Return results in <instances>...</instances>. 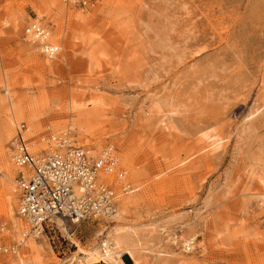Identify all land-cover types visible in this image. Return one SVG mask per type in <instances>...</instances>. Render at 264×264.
<instances>
[{"label":"rangeland","instance_id":"374dc122","mask_svg":"<svg viewBox=\"0 0 264 264\" xmlns=\"http://www.w3.org/2000/svg\"><path fill=\"white\" fill-rule=\"evenodd\" d=\"M35 22L59 47L54 59L26 40ZM71 102L77 119L64 114ZM21 124L33 152L66 130L94 155L110 147L132 190L120 197L121 221L59 227L34 249L0 255V264L22 256L30 264H77L90 255V264H120L97 255L127 224L139 226L140 251L125 264H264V196L253 195H264V0H0L6 246L35 237L17 214L7 152ZM192 238L188 252L180 241Z\"/></svg>","mask_w":264,"mask_h":264},{"label":"built area","instance_id":"2783aa9c","mask_svg":"<svg viewBox=\"0 0 264 264\" xmlns=\"http://www.w3.org/2000/svg\"><path fill=\"white\" fill-rule=\"evenodd\" d=\"M28 34L36 43L45 38L39 27L28 26L24 35ZM42 52L45 56L56 54L48 47ZM49 142L48 152L32 153L17 130L11 147L14 164L21 170L14 180L19 195L17 214L27 222L29 230L46 235L61 226L115 217L118 193L128 194L131 185L125 180V171L117 167L114 151L105 148L101 154L92 156L62 133L49 136ZM18 248L0 244V255H14Z\"/></svg>","mask_w":264,"mask_h":264},{"label":"bare ground","instance_id":"6f19581e","mask_svg":"<svg viewBox=\"0 0 264 264\" xmlns=\"http://www.w3.org/2000/svg\"><path fill=\"white\" fill-rule=\"evenodd\" d=\"M73 2H76L75 0H72ZM86 2H87V0H86ZM85 2V3H86ZM77 3V2H76ZM37 22V21H36ZM31 23L30 25H28L29 27H35V28H38L39 27V30L41 31H43L44 32V35H45V38H44V40L41 42V41H39L40 43H36L35 41H37V40H35V38L34 37H32L31 36V34H28L27 36L25 35V38H26V40L28 41V43L30 44V45H32V47L34 48V50H36L37 52H39L40 54H42V55H44V53L42 52L43 50H44V48L45 47H48V48H51L52 50H55V52H56V54L55 55H52V56H45V57H48L49 59H54L55 58V56L58 54V49H59V47H57L56 45H54L52 42H51V38L49 37L50 35H49V32L47 31V29H46V26L45 27H43V26H40V24H38V23ZM27 26V27H28ZM26 27V28H27ZM49 38V39H48ZM39 67L41 66V65H39V64H37ZM71 106H69V110H68V112H65L64 111V114H67V115H69V113L71 114V113H73L72 114V116H73V119H77L78 118V116H80V112H76L75 114H74V112L76 111L75 110V106H76V104H74V102H71ZM75 105V106H74ZM66 115V117H68L65 121H68V119H69V116H67ZM65 117V118H66ZM162 119V118H161ZM162 121V120H161ZM22 125V124H21ZM25 125V124H24ZM24 129H26V127L24 126ZM24 129H22L21 130V126H20V133H22V131L24 130ZM50 132V131H49ZM60 133H62V134H64V135H68V137H69V133H70V131H68V130H66V131H61ZM59 134V133H58ZM53 135H57V133L56 134H50V136H53ZM72 135V134H71ZM21 136L23 137V135L21 134ZM204 138H207V140H208V137H209V135L208 134H206V135H204L203 136ZM15 138V137H14ZM14 138L10 141V143H9V147L7 148V152H8V155H9V157H10V162H11V164L13 165V168H15L14 169V174H15V178H16V176L19 174V171H21L20 169H18L16 166H15V164H14V161H13V153H12V145H13V141H14ZM70 138V137H69ZM23 139H24V137H23ZM24 141L28 144V146H29V148H30V151L32 152V153H35V154H41V152H48L49 151V145H50V142H49V135H48V138L46 139V141L44 140V144H43V147H42V149H39V151H37V152H33V147H34V144L33 143H28L25 139H24ZM74 142V141H73ZM218 143V142H217ZM76 144V143H75ZM215 146V143L213 142V143H209V142H205L204 143V146H203V148L204 149H208V148H211V147H214ZM82 148V147H81ZM107 148H109V149H111L110 147H107ZM106 148V149H107ZM215 148V147H214ZM83 149H85L86 151H88L92 156H97V155H99V154H101L103 151H104V149L103 150H101V151H99L98 153L99 154H96V155H94V153H92V150L91 149H86V148H83ZM117 150V149H116ZM113 151H115V150H113ZM208 151V150H207ZM211 151V150H210ZM96 152V151H95ZM212 152V151H211ZM118 155V154H117ZM1 157H3V156H1ZM117 167L120 169V170H122V171H125L123 168H121V166H120V163H119V161H118V157H117ZM6 165V164H5ZM5 169H6V171H7V174H8V172L10 173L11 171H10V169L7 167V166H5ZM4 169V170H5ZM4 170H2V168H1V171H4ZM6 171H4L5 173H6ZM125 173H126V175H125V180H126V182L127 183H130V185H131V190H132V184H131V181H130V178H129V176H128V174H127V172L125 171ZM9 175V174H8ZM15 180V179H14ZM1 185V184H0ZM7 187H10L9 185H7ZM0 189H1V187H0ZM8 192L10 191V193H11V190L10 189H8L7 190ZM131 192V191H130ZM129 192V193H130ZM9 193V194H10ZM119 194V197H121V196H123V195H121L120 193H118ZM127 195V194H126ZM253 195H258V196H261V197H263L264 195H260V194H257V193H254ZM13 196V195H12ZM13 198V197H12ZM8 199V198H7ZM263 199H264V197H263ZM119 200H120V198L118 199V206H117V215L115 216V217H113L112 218V222L113 223H117V222H119V221H121L122 219H123V209H122V207L119 205ZM264 201V200H263ZM126 202V201H125ZM12 203H13V201H12ZM14 204V203H13ZM126 205V204H125ZM12 207V206H11ZM12 208H14V207H12ZM10 213L13 215V209L12 210H10ZM98 219H101L100 217L98 218ZM110 222V221H109ZM129 222V221H128ZM57 223H58V225H61L60 223H61V221H57ZM17 225V224H16ZM14 227V226H13ZM16 227V226H15ZM18 228V227H17ZM16 228V229H17ZM24 228V227H23ZM138 228H139V226H138ZM138 228L137 227H135V226H130V225H126V226H124V227H119V228H114L113 230H112V233H111V235L109 236V238L107 239V240H104L103 242H102V245H101V248H100V254H98L97 256L98 257H108V258H114V259H116L117 258V261L120 263V264H125L124 263V260H123V257H125L126 255H129V254H133L135 251H140V249L138 248V245H140L139 243H140V239L138 240ZM16 229H14V230H16ZM61 229H63L65 232H67V230H66V228H62V226H61ZM163 231H165V230H163ZM25 232V231H24ZM28 233V232H27ZM16 234V233H15ZM25 234V233H24ZM33 235H35V237L33 236L32 238L30 237L29 238V235L27 234V235H25V237L26 238H24L23 239V237L21 236V235H19L20 236V239H19V243H15L14 245H17V247H19L18 249H17V251H16V253L14 254V255H11L12 257H16V256H18L19 255V253H20V251H21V249L23 248V246L24 245H26V247H27V249H29V250H31V249H34L35 248V246L36 245H38V243H37V239L38 238H42V234H36V233H33ZM167 236V235H166ZM175 237V235H173V242L172 243H176V241H174V239L176 238H174ZM147 238V237H146ZM166 239V238H165ZM167 239H169V235L167 236ZM142 240V239H141ZM193 238H192V240L190 239H188V241H185V242H183V241H180V244L182 245V247L186 250V251H188V252H190L191 251V249H192V247L194 246V242H193ZM165 241V240H164ZM142 242V241H141ZM74 244L79 248V246H80V244H79V242H76V241H74ZM142 244H143V242H142ZM8 246V245H7ZM39 246V245H38ZM142 246V245H141ZM39 248V247H38ZM142 251H146V250H142ZM148 251V250H147ZM32 253H33V250L31 251ZM150 252V251H149ZM87 256V255H86ZM162 256V255H161ZM23 257V256H22ZM20 257L19 259H18V264H30V263H28V261L27 260H25V258L23 257ZM25 257H26V255H25ZM95 258V256L94 255H90V256H88V257H84V258H80L79 260H78V262H77V264H90V262L93 260ZM39 260V259H38Z\"/></svg>","mask_w":264,"mask_h":264},{"label":"crops","instance_id":"0c3cea01","mask_svg":"<svg viewBox=\"0 0 264 264\" xmlns=\"http://www.w3.org/2000/svg\"><path fill=\"white\" fill-rule=\"evenodd\" d=\"M51 42H52L54 45H56V44L52 41V39H51Z\"/></svg>","mask_w":264,"mask_h":264}]
</instances>
